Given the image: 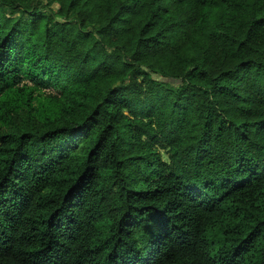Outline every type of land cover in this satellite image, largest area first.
Wrapping results in <instances>:
<instances>
[{"label":"trees","instance_id":"trees-1","mask_svg":"<svg viewBox=\"0 0 264 264\" xmlns=\"http://www.w3.org/2000/svg\"><path fill=\"white\" fill-rule=\"evenodd\" d=\"M0 264H264V0H0Z\"/></svg>","mask_w":264,"mask_h":264},{"label":"rangeland","instance_id":"rangeland-1","mask_svg":"<svg viewBox=\"0 0 264 264\" xmlns=\"http://www.w3.org/2000/svg\"><path fill=\"white\" fill-rule=\"evenodd\" d=\"M162 157L166 159V153L164 151H162Z\"/></svg>","mask_w":264,"mask_h":264}]
</instances>
